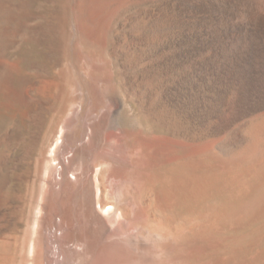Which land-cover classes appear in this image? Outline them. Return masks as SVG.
Listing matches in <instances>:
<instances>
[{"label":"bare ground","instance_id":"6f19581e","mask_svg":"<svg viewBox=\"0 0 264 264\" xmlns=\"http://www.w3.org/2000/svg\"><path fill=\"white\" fill-rule=\"evenodd\" d=\"M33 2L0 0V91ZM106 3H75L81 77L73 64L4 87L0 264H195L205 249L211 264H264V133L231 129L251 113L264 126V0H130L109 23Z\"/></svg>","mask_w":264,"mask_h":264},{"label":"rangeland","instance_id":"374dc122","mask_svg":"<svg viewBox=\"0 0 264 264\" xmlns=\"http://www.w3.org/2000/svg\"><path fill=\"white\" fill-rule=\"evenodd\" d=\"M87 1H89V0H77V1L76 0H37V1L34 0V2L32 4L31 15L28 18V20L26 22V25H25V28H24L25 30L27 29L26 32L24 31L22 33H19L20 35L18 34L17 38L15 37V39L17 41L13 38L14 39L13 42L14 41L15 42L11 44L12 46H9V48L7 49L8 52L6 51L7 55H6V58H4V61H5V64L7 65V67L8 66L10 68L13 67L12 68V69H14L13 70L14 71L13 79H15L14 80L15 83L14 82L13 83H7L9 85V87L13 86L14 88H17L19 86V84H21V82H23V80L24 81H29V83L32 84L35 89H38L43 84L56 83L59 80L58 79V74H57L58 70L61 67H64V66H67V65H72L73 66V64L74 65L76 64V66H73V67L79 70L77 72L78 73V77L82 76L81 75L82 74L81 73V68H82L81 62L79 61V59H75V57L72 56L71 53L73 52V48H71V47H74L75 48L74 50L77 51V47L78 46L76 47V46H72V45H73V41L75 40V38H78L79 33H80V27H81L80 24H79L80 27H78L77 22L76 23L74 22V21H77L76 19H78L77 16H76L77 14H75L74 10H76V7H77L76 5H79L77 3L81 4V3H85ZM100 1H103V0H94V2H96L98 4L100 3ZM127 1L129 3L130 0H127ZM133 1H137V0H133ZM105 2H108V3H106V5L107 4L108 5L104 6V7H108V8H112L113 9V12L111 14H109L110 16L107 15L105 17V19L108 18V17L115 18L117 16V13H118L117 11H119L122 8V6L128 4V3L125 4V1H124V5H123L122 3L119 2V0H105ZM116 2H118V3L116 4ZM68 3L71 4V5H69ZM75 3H76V5H75ZM73 4L75 6H73ZM109 4H110V6H109ZM62 5H64V7H62ZM129 5L131 7V3H129ZM129 5H128V7H129ZM124 7L128 8L126 6H124ZM71 8H74V9H71ZM118 8H119V10H117ZM125 8H122V9L125 10ZM114 9H115V12H114ZM71 10L73 11V13H72ZM48 12H50V14ZM55 12L61 13L63 15V18L65 19V24L61 25V24H57L55 20L52 21L51 15H53V13H55ZM47 13H48V15H47ZM74 14H75V16H74ZM44 15H46V16L44 17ZM100 15H102V14H100ZM73 16L76 17V18H74L75 20L72 18V20H73L72 21L70 17H73ZM102 18L104 19V17L101 16V19ZM113 18H111V19H113ZM87 19H84V20H87ZM111 19L108 18L109 21L105 20V23L106 22L109 23ZM90 20H89L90 23L91 22L93 23V21H96V20H93V18L92 19L90 18ZM44 22H45V24H44ZM72 22H73L74 26H72V24H70ZM40 23L44 24V25H41ZM46 23H47V25H46ZM48 23H51V24H48ZM74 23L77 25V27H75ZM78 23H80L79 19H78ZM90 23L88 22L87 25L90 26L92 24V23L91 24ZM95 23L96 22L93 23L94 24L93 28L91 27L93 24L90 26L92 28V31H91V28L89 29V27H88V30L91 31L90 33H92V34L97 32V30L99 28L98 27L99 25L97 24L98 25L97 26ZM39 24L41 25V27H40ZM95 25L97 26V28H96ZM31 27L34 28V29L36 28L35 30L37 31V34H38V32L41 33V32H43V31H45L47 29L46 31L50 32L51 35H52V36L50 35L52 37L51 45L48 46V44H46L45 41H43L40 38H38V35L40 36V33L37 36L33 35V34H36V33L32 32L33 29ZM94 28H96L95 31H93ZM40 29L42 31H40ZM35 30H33V31H35ZM75 30L76 31L78 30V31L76 32ZM30 32H31V34H30ZM71 34H73V36H72L73 38L71 37ZM36 37L38 38V40H37ZM57 39H59L60 41L65 43V45H64L65 49H68V47L71 48V50L69 49L71 52L70 51H65V53L67 52V54H65V53L64 54L63 53L62 54H58L57 53L58 50L52 51V50L55 49L54 43L57 41ZM39 40L43 41V43L40 42ZM70 45H71V47H70ZM73 59H75V60H73ZM58 60H60V63H57ZM47 62H49V65L45 66V64ZM1 74H0V79H2V80H0V82L2 81L4 83L3 76H1ZM3 75H5V74H3ZM30 80H32V81H30ZM6 85L4 87L8 86V85L7 86ZM4 87H3V89H1L2 91L3 90H8V89H6ZM2 91H0V104L3 101H6V99H5L6 98V94H5L6 91H3V92ZM113 96H115V95H113ZM51 107H52V109H54V108L56 109L57 108V104L51 105L48 108V110L46 111V117H47L46 120L47 121L51 120V118H53L56 115V113H57L56 110L50 109ZM5 114L8 115V112L5 111ZM256 116L257 115L252 114V113L248 114V115H245V117L237 116L238 119L236 120L235 124H233L231 126V129H235V127L236 128L239 127V125L242 122H243L242 124L244 125L245 122L250 120V123L252 122V124L249 125L248 129H253V128L257 127L256 128V130H257L256 132H259V134L262 135L264 133V126L263 127L262 126L258 127V124H257L258 122L251 120L252 118H254L256 120ZM246 119H249V120H246ZM242 124H241V126L239 128H237L235 130L236 131H239L240 129L242 130V128L245 127V126L243 127ZM260 124L261 123H259V125ZM253 125H255V127H253ZM233 126H235V127L233 128ZM231 129H230V131H232ZM25 134H27V132L24 133V135H23L24 137L26 136ZM28 137L29 136L27 134L25 139H28ZM263 137H264V134H263ZM246 145H247V143H245V142L236 144V146L230 151V154H233V152H235V153H238L239 151L241 152L245 148ZM6 192H8L9 195H15L16 194L18 196H20V195L24 196L27 193V189H26V186L20 185L15 180H12L10 182V184L8 185V187L6 189ZM209 204L211 206H217V205L220 204V200H219V198L210 200ZM199 215H200V213H195L194 215L188 217V220L190 218L191 219L188 221V224H190V225H187V226H189V227L191 226L192 227L196 223L202 224V223H199V222H201V220L203 221V219L201 218L202 216L200 215V217H199ZM198 217L201 218V220ZM194 219H195V221H194ZM243 230H247V227L245 229H243ZM9 232L12 235H18L19 234V229L17 228V226L15 224H13L10 227ZM261 244L264 245V243H262V242H261ZM198 259L199 260H195L194 261L195 264H197V263L198 264H205V263L209 264L208 262H210V264H211V262H217L218 261V254H212V253H210V250H208V249L206 250L205 249L203 254L200 257H198ZM225 264H233V263H225Z\"/></svg>","mask_w":264,"mask_h":264}]
</instances>
